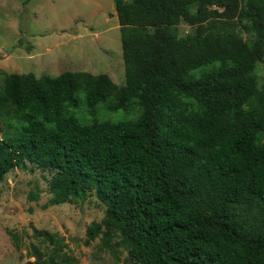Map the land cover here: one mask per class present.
Listing matches in <instances>:
<instances>
[{"label":"trees","instance_id":"16d2710c","mask_svg":"<svg viewBox=\"0 0 264 264\" xmlns=\"http://www.w3.org/2000/svg\"><path fill=\"white\" fill-rule=\"evenodd\" d=\"M112 1L124 86L0 72V181L29 163L50 172V205L94 194L104 217L83 244L127 264H264V0ZM79 93L92 115L139 116L81 125ZM33 232L47 249L25 264L73 262L64 238Z\"/></svg>","mask_w":264,"mask_h":264},{"label":"rangeland","instance_id":"374dc122","mask_svg":"<svg viewBox=\"0 0 264 264\" xmlns=\"http://www.w3.org/2000/svg\"><path fill=\"white\" fill-rule=\"evenodd\" d=\"M0 0V72L58 76L65 72L106 74L118 86L125 85L119 25L112 0ZM185 23L179 35L190 33ZM259 83L264 82V59L258 64ZM2 81L0 79V85ZM68 117L81 125L134 121L139 113L109 112L103 104L89 113L83 93ZM50 172L26 163L0 181V264L33 261L31 248L47 249L33 229L64 238L71 264H127L125 252L118 260L101 247L100 238L83 244L86 228L100 222L105 206L88 194L85 201L50 205ZM115 240V239H114ZM116 241V240H115ZM59 264H66L60 263Z\"/></svg>","mask_w":264,"mask_h":264}]
</instances>
